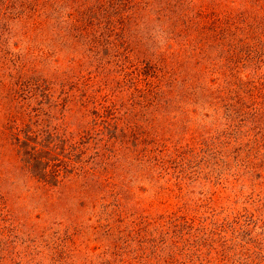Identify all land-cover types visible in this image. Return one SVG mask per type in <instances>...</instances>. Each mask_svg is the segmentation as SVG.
I'll use <instances>...</instances> for the list:
<instances>
[{"label":"rangeland","instance_id":"374dc122","mask_svg":"<svg viewBox=\"0 0 264 264\" xmlns=\"http://www.w3.org/2000/svg\"><path fill=\"white\" fill-rule=\"evenodd\" d=\"M5 5L0 264H264V134L223 137L220 109L168 105L159 49L70 54ZM26 134L75 169L56 185L31 175ZM81 165L100 176L92 198L72 192Z\"/></svg>","mask_w":264,"mask_h":264},{"label":"trees","instance_id":"16d2710c","mask_svg":"<svg viewBox=\"0 0 264 264\" xmlns=\"http://www.w3.org/2000/svg\"><path fill=\"white\" fill-rule=\"evenodd\" d=\"M0 1L5 8H20L24 34L46 30L50 42L70 54L80 49L107 53L122 47L139 54L159 49L160 63L151 73L158 71L157 79L165 80L168 105L175 102L183 109L186 103L207 104L222 111L223 137H235L245 128L253 131L249 139L258 143L262 139L264 0ZM207 6L220 11L208 15ZM250 72L252 84L247 82ZM16 140L23 166L46 183L56 185L75 169L58 157L54 147L31 145L27 134ZM81 154L75 156L77 162ZM83 168L78 171L84 181L72 192L92 198L101 179Z\"/></svg>","mask_w":264,"mask_h":264}]
</instances>
